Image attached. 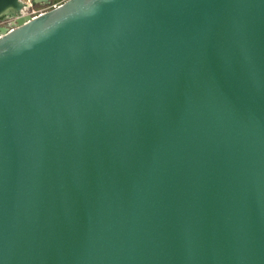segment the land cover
Instances as JSON below:
<instances>
[{
    "label": "water",
    "instance_id": "95a60500",
    "mask_svg": "<svg viewBox=\"0 0 264 264\" xmlns=\"http://www.w3.org/2000/svg\"><path fill=\"white\" fill-rule=\"evenodd\" d=\"M27 7L0 0V264H264V0Z\"/></svg>",
    "mask_w": 264,
    "mask_h": 264
},
{
    "label": "rangeland",
    "instance_id": "374dc122",
    "mask_svg": "<svg viewBox=\"0 0 264 264\" xmlns=\"http://www.w3.org/2000/svg\"><path fill=\"white\" fill-rule=\"evenodd\" d=\"M22 2L28 5V7L25 9L24 12L27 14H31V13H41V12L49 11L52 9L51 6L62 4L65 2V0H50L49 4H41V3L31 4L32 0H22ZM11 20H13L11 16H5L0 19V25L5 26L7 23H11Z\"/></svg>",
    "mask_w": 264,
    "mask_h": 264
},
{
    "label": "built area",
    "instance_id": "2783aa9c",
    "mask_svg": "<svg viewBox=\"0 0 264 264\" xmlns=\"http://www.w3.org/2000/svg\"><path fill=\"white\" fill-rule=\"evenodd\" d=\"M61 4H59V5H53V6H51V8H56V7H58V6H60ZM42 13H44V12H41V13H31V14H27V13H23L24 15H31V16H34V15H39V14H42ZM13 22V20H11V23ZM11 23H7L6 25L8 26V28H9V30H10V24ZM0 26H4V25H0Z\"/></svg>",
    "mask_w": 264,
    "mask_h": 264
},
{
    "label": "bare ground",
    "instance_id": "6f19581e",
    "mask_svg": "<svg viewBox=\"0 0 264 264\" xmlns=\"http://www.w3.org/2000/svg\"><path fill=\"white\" fill-rule=\"evenodd\" d=\"M27 5V4H26Z\"/></svg>",
    "mask_w": 264,
    "mask_h": 264
}]
</instances>
